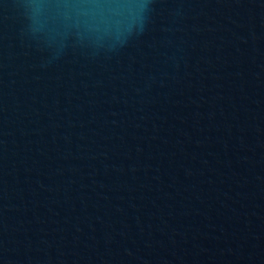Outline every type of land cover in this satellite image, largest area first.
Instances as JSON below:
<instances>
[{
  "label": "water",
  "instance_id": "1",
  "mask_svg": "<svg viewBox=\"0 0 264 264\" xmlns=\"http://www.w3.org/2000/svg\"><path fill=\"white\" fill-rule=\"evenodd\" d=\"M0 264H264V0H0Z\"/></svg>",
  "mask_w": 264,
  "mask_h": 264
}]
</instances>
